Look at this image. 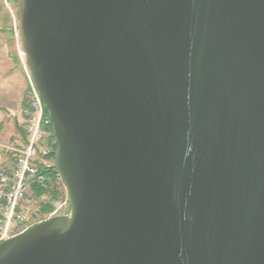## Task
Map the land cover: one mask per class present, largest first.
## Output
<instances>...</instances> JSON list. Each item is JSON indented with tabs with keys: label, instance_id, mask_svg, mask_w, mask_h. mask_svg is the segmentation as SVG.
Returning a JSON list of instances; mask_svg holds the SVG:
<instances>
[{
	"label": "water",
	"instance_id": "95a60500",
	"mask_svg": "<svg viewBox=\"0 0 264 264\" xmlns=\"http://www.w3.org/2000/svg\"><path fill=\"white\" fill-rule=\"evenodd\" d=\"M71 211L0 264H264V0H16Z\"/></svg>",
	"mask_w": 264,
	"mask_h": 264
},
{
	"label": "built area",
	"instance_id": "2783aa9c",
	"mask_svg": "<svg viewBox=\"0 0 264 264\" xmlns=\"http://www.w3.org/2000/svg\"><path fill=\"white\" fill-rule=\"evenodd\" d=\"M27 73V139L22 145H7L9 154L0 157V242L19 235L35 223L70 213L69 199L53 198L54 209L42 217L40 204L46 200L47 192L33 196L34 185L47 191L52 188L50 172L56 170V143L43 99L28 69Z\"/></svg>",
	"mask_w": 264,
	"mask_h": 264
},
{
	"label": "crops",
	"instance_id": "0c3cea01",
	"mask_svg": "<svg viewBox=\"0 0 264 264\" xmlns=\"http://www.w3.org/2000/svg\"><path fill=\"white\" fill-rule=\"evenodd\" d=\"M1 75L4 79L0 77V157H3L9 154L6 146L13 145L10 141L25 143L27 139L25 128L22 127L21 105L27 109L25 97L29 78L26 66L23 69L21 65L8 68Z\"/></svg>",
	"mask_w": 264,
	"mask_h": 264
},
{
	"label": "rangeland",
	"instance_id": "374dc122",
	"mask_svg": "<svg viewBox=\"0 0 264 264\" xmlns=\"http://www.w3.org/2000/svg\"><path fill=\"white\" fill-rule=\"evenodd\" d=\"M18 65H21L22 68L25 69V55L21 48L20 35L18 31L17 2L16 0H0V77L4 79L1 73H3L8 68H14ZM9 73H14V72L10 71ZM25 108L26 107L21 105L22 127L24 128L28 115L27 109ZM10 134H12V132H10ZM10 143H12L13 145L14 144L22 145L24 142L18 143L15 141L14 142L10 141ZM51 176H52L53 184L54 183L57 184L56 186L59 189L60 196L53 197L48 192L46 196V200L42 201L40 204V210L44 202L51 203L53 205L51 201V199L53 198L68 199L66 186L61 176L60 175L57 177L53 175ZM34 195L36 194L34 193L33 196ZM53 209L54 206H52V209L50 211H52ZM67 210H69V208ZM70 211H71V206L68 212ZM49 212H45V213L42 212L43 213L42 217L46 216Z\"/></svg>",
	"mask_w": 264,
	"mask_h": 264
},
{
	"label": "trees",
	"instance_id": "16d2710c",
	"mask_svg": "<svg viewBox=\"0 0 264 264\" xmlns=\"http://www.w3.org/2000/svg\"><path fill=\"white\" fill-rule=\"evenodd\" d=\"M56 147V146H55ZM51 173V175H53V176H55V177H57V176H59V173L56 171V170H54V171H51L50 172ZM54 178V177H53ZM57 184H53L52 185V188L49 190V191H47V190H44L43 188H41V187H39V186H37V185H34V187H33V190H34V193L36 194V195H38V194H42V193H50L51 194V196H53V197H59L60 196V192H59V189H58V187L56 186ZM52 204L51 203H47V202H44L43 204H42V206H41V211L43 212V213H45V212H49L51 209H52Z\"/></svg>",
	"mask_w": 264,
	"mask_h": 264
}]
</instances>
